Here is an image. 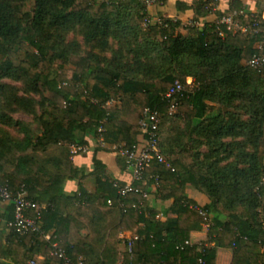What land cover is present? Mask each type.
I'll list each match as a JSON object with an SVG mask.
<instances>
[{"label": "trees", "instance_id": "1", "mask_svg": "<svg viewBox=\"0 0 264 264\" xmlns=\"http://www.w3.org/2000/svg\"><path fill=\"white\" fill-rule=\"evenodd\" d=\"M28 2L30 11L24 10ZM176 6L192 9L191 22L202 19L201 26L170 18L144 25L147 8L133 0H0V185L11 193L23 189L37 205L41 225V232L19 235L9 226L8 202L0 264H59L56 249L73 264H87L88 258H78L85 248L68 242L72 201L117 208L119 231L141 225L127 261L215 264L222 247L231 249L230 264H264V68L247 65L264 52L262 35L217 23L234 11L250 13L241 0H230L224 11L217 0ZM54 60L71 66L70 75L65 69L52 74ZM177 81L183 89L167 96ZM145 108L159 115L158 147L171 167L152 161L140 181L122 182L93 157L94 193L79 185L66 196L63 183L77 170L67 160L70 147L87 145L88 136L97 140L100 126L109 146L142 143ZM50 148L61 149L64 160ZM125 183L137 191L121 196ZM189 188L206 202L200 205ZM167 201L164 212L175 217L162 220L152 202ZM203 224L211 247L189 240L192 228ZM107 251L100 264L115 262Z\"/></svg>", "mask_w": 264, "mask_h": 264}, {"label": "crops", "instance_id": "2", "mask_svg": "<svg viewBox=\"0 0 264 264\" xmlns=\"http://www.w3.org/2000/svg\"><path fill=\"white\" fill-rule=\"evenodd\" d=\"M179 1L187 6H190L195 0H164L160 5H154L146 9L147 14L150 16L152 22L158 18H170L179 20L183 26H188L193 17L192 9L177 8L176 2ZM230 0H217V8L224 11L228 8ZM244 4L255 11L254 0H241ZM209 21L216 19L215 15L207 16ZM202 23V19H200ZM199 23L198 26H201ZM192 81L191 78L188 79ZM108 105H111L109 103ZM86 150L78 154H69L67 160L71 161L72 166L77 169L76 176L73 179H67L63 183V193L66 196H72L78 191L79 185L87 193H94L95 179L90 176L93 171V157L99 160L105 167L106 175L112 179L122 182H130L131 175L128 168H125L124 162L120 159L117 151L114 150L115 146H109L105 143L101 144L99 138L95 140L92 136L87 137ZM71 148V147H70ZM57 157L64 160V154L61 149L50 148L49 154L52 155L53 151ZM66 161V159H65ZM187 192L194 197L200 205L206 202L203 195L197 191L189 188ZM171 201L167 202H152L154 209H156V217L164 220L168 217L174 218L175 214L171 212H164V209L169 207ZM9 203L0 201V230L3 231L2 241L8 233L7 227V209ZM66 213L71 216L68 231V242L70 244H78L85 248L86 252L78 255L80 259L88 258L87 264H100L99 259H102L103 254H108L112 251L115 254V264L121 259L126 260V255L129 252L128 242L130 238L135 237V231L141 225L137 226L133 231H119L117 229L119 222V212L117 208L100 205L98 203L86 204L84 202L72 201L66 208ZM149 210L145 212L147 216ZM53 229L47 233L49 237L53 233ZM207 226L205 224L193 227L189 234V240L192 244L207 243L213 246L212 242H207ZM43 256L38 255L40 260ZM98 258V259H97ZM232 259V252L229 248H216L215 264H230ZM5 264L12 263L9 260H2Z\"/></svg>", "mask_w": 264, "mask_h": 264}, {"label": "built area", "instance_id": "3", "mask_svg": "<svg viewBox=\"0 0 264 264\" xmlns=\"http://www.w3.org/2000/svg\"><path fill=\"white\" fill-rule=\"evenodd\" d=\"M140 2L144 7L148 8L154 5H160L162 0H133ZM249 18V23L244 24L240 21L242 18ZM150 16L147 14L144 20V25L151 22ZM158 24H162V19L158 18L155 21ZM217 23L225 27L227 31L237 32L240 31L248 35H262L261 43L259 47L264 50V13L258 15L255 11L250 13L244 12H232L230 14L222 15ZM189 25H199V23L190 22ZM222 35V32H219ZM247 65L258 69L264 68V52L259 56H253L247 61ZM188 83L191 81L187 80ZM183 89L180 82H175L173 86L168 90L167 96H170L176 92ZM172 109V108H171ZM159 125V115L156 110L145 108L141 115V120L139 122L140 135L142 143L134 145L131 148L121 146H115L114 150L124 158L125 163L130 171L131 181H140L143 176L144 170L149 166L152 161L163 164L165 167L170 168V162L164 158L158 147L157 141V129ZM99 141L103 144L102 133L103 128L100 126L98 129ZM86 150L85 146L82 145H72V154H77L79 152H84ZM155 185L157 184V178L155 179ZM137 191L136 188L132 187L130 183H125L122 185L118 193L124 196L128 192ZM0 198L3 201L12 203V221L9 226L13 227L19 235H25L30 232H41L40 225V214L37 205L27 199L26 192L23 189L11 193L5 186L0 185ZM110 203V201H108ZM121 205V204H120ZM122 206V205H121ZM30 211H35V213L29 214ZM199 213L207 219V215L204 211L199 209ZM207 225V224H206ZM45 238L49 237L45 235ZM133 238H130L128 242V250L131 251ZM206 245V244H205ZM53 255L57 256L60 260L59 264H73L70 258L65 254L63 250L56 249L52 252ZM26 264H38L35 260H29ZM115 264H147L142 261H127L121 259ZM202 264V261H201Z\"/></svg>", "mask_w": 264, "mask_h": 264}, {"label": "rangeland", "instance_id": "4", "mask_svg": "<svg viewBox=\"0 0 264 264\" xmlns=\"http://www.w3.org/2000/svg\"><path fill=\"white\" fill-rule=\"evenodd\" d=\"M31 9H32V3L31 2L26 3L25 7H24V10L30 11ZM255 10L258 11L259 13H264V0H257L256 1ZM68 37L69 38H71V37L76 38L77 35L69 34ZM51 66H52V74H56L61 69H65V70H67L68 75H70L71 70H72L71 66H69L67 63H61L60 60L52 61L51 62ZM5 82L11 84V81H9V80H5ZM13 84L18 86V87H20V83L19 82L18 83L16 82V83H13ZM15 116L19 117V118L27 119V120L30 118V116H28L26 114L25 115L24 114H20V113L15 114ZM164 129H167V127H165Z\"/></svg>", "mask_w": 264, "mask_h": 264}]
</instances>
